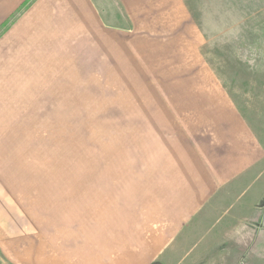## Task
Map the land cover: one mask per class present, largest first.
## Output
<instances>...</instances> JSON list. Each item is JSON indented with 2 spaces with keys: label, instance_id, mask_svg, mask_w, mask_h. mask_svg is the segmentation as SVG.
<instances>
[{
  "label": "crops",
  "instance_id": "1",
  "mask_svg": "<svg viewBox=\"0 0 264 264\" xmlns=\"http://www.w3.org/2000/svg\"><path fill=\"white\" fill-rule=\"evenodd\" d=\"M227 1L0 0L2 264H215L208 252L219 250L220 229L264 195L253 184L230 201L264 171V142L234 76L264 73L224 68L237 55L224 57L222 40L207 39L201 13L231 10ZM84 71L134 91L128 120L144 125L149 160L103 198L126 197L140 211L118 204L80 217L31 183V156L40 154L32 141L45 140L53 121L47 109L80 90ZM35 190L44 199L33 202ZM197 231L206 239L195 241Z\"/></svg>",
  "mask_w": 264,
  "mask_h": 264
},
{
  "label": "rangeland",
  "instance_id": "2",
  "mask_svg": "<svg viewBox=\"0 0 264 264\" xmlns=\"http://www.w3.org/2000/svg\"><path fill=\"white\" fill-rule=\"evenodd\" d=\"M226 4L232 5V9L207 12L205 17L201 13V19L207 23L204 29L207 39L222 40L224 57L237 55L233 60L223 58L224 68H245L247 72L255 69L256 74L263 69L264 73V0H229ZM234 77L240 82L244 107L252 112L248 115L253 118L264 142V75ZM92 79L95 82H91ZM246 79L256 86L247 87ZM96 80L99 78L87 77L85 71L82 72L79 75L80 90L63 92L60 104L55 108L48 107L47 120L53 121H48L45 126V140L41 139L40 144L32 141V152L40 154L31 156L34 171L30 179L32 185L46 189L48 201L53 197L58 203L61 201L60 204L72 205L73 210L68 207L69 211L77 209L80 217L82 213L94 212L97 219L102 217L103 210L115 212L120 206L125 211L141 210L140 203L136 205L126 197L120 201L111 196L108 203L103 198V191L117 193L120 181L135 179L134 165L149 160L142 152L150 147V142L141 134H145L144 125L128 120L134 115V108L129 107L135 98L134 91L125 89L130 86H122L123 90L118 91L121 86L117 83L103 84ZM129 168L131 171L127 170ZM251 178L254 182H249V186L246 184L239 198L230 200L232 203L243 201L253 190V184H259L263 189V170L256 171ZM40 196L43 194H33L32 201ZM254 207L248 208L255 213L254 219H249L248 211L241 212L246 210L242 208L238 211V220L231 221L232 228L220 229L215 238L221 242L219 250L208 252L215 264H264V195L254 200ZM205 233L197 231L195 241L206 239ZM194 249L196 247L188 255H195L197 250ZM2 262L0 256V264Z\"/></svg>",
  "mask_w": 264,
  "mask_h": 264
}]
</instances>
